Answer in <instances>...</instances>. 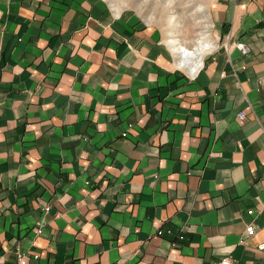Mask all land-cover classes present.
Listing matches in <instances>:
<instances>
[{"label":"crops","instance_id":"obj_1","mask_svg":"<svg viewBox=\"0 0 264 264\" xmlns=\"http://www.w3.org/2000/svg\"><path fill=\"white\" fill-rule=\"evenodd\" d=\"M211 13L248 51L189 75L107 0H0L6 264H264V0Z\"/></svg>","mask_w":264,"mask_h":264},{"label":"rangeland","instance_id":"obj_2","mask_svg":"<svg viewBox=\"0 0 264 264\" xmlns=\"http://www.w3.org/2000/svg\"><path fill=\"white\" fill-rule=\"evenodd\" d=\"M215 1L216 0H161V7H156L154 0H107V2L110 3L111 8L116 10L121 9L125 12H131L134 15H137L143 25L144 23H146V18L151 19V23H149L148 25L149 27L154 29L161 41L164 42L166 34L172 31L180 40L188 42L190 44L197 33L203 28V23H200V21L202 20V15L196 10L197 6L199 4H202L204 6V10L208 13V19L211 25L209 30V37L215 44V49L212 52L204 55L202 61L203 63L209 56L219 52L220 50H223L228 55L230 54L232 49H236L241 53H246L248 51V47L245 43L229 41L228 39H221V36L218 33L219 29L213 21L211 13ZM168 3L170 5L167 8V6L164 5ZM137 6H139V8H137ZM166 17H170L173 23L167 24L165 22ZM165 45L167 44L165 43ZM238 117L240 120L245 119V115L243 113H239ZM250 224L252 223H249V225ZM161 234L162 233H159V235ZM251 235L247 234V236ZM182 239L183 236L181 235L177 237V240ZM259 250L263 251L264 249ZM24 258L25 256L22 253L17 252V264H24ZM224 260L227 262V264H232V261L229 257H224L218 261H215L213 264H219Z\"/></svg>","mask_w":264,"mask_h":264},{"label":"bare ground","instance_id":"obj_3","mask_svg":"<svg viewBox=\"0 0 264 264\" xmlns=\"http://www.w3.org/2000/svg\"><path fill=\"white\" fill-rule=\"evenodd\" d=\"M154 3L156 7H161L162 5L161 0H154ZM169 5L170 4L168 3L164 6H167L168 8ZM137 8H139V6H137ZM196 10L202 15L200 23H203V28L197 33L191 44L180 40L172 31L170 33L168 32L164 39V42L174 54L176 59L175 63L177 65L176 67L183 69L189 75L195 74L203 63L202 61L204 55L215 49V44L209 37L211 25L209 23L208 13L204 10V6L202 4H199ZM145 21L151 23V19L146 18ZM165 22L167 24L173 23L170 17H166Z\"/></svg>","mask_w":264,"mask_h":264},{"label":"built area","instance_id":"obj_4","mask_svg":"<svg viewBox=\"0 0 264 264\" xmlns=\"http://www.w3.org/2000/svg\"><path fill=\"white\" fill-rule=\"evenodd\" d=\"M248 214L251 215L252 211H248ZM253 231H254L253 225L252 224L248 225V227L246 229V233L251 235V234H253ZM259 249H261V250L264 249V243L259 245ZM0 264H5L4 260L2 259L1 256H0ZM219 264H227V262L224 260V261H221Z\"/></svg>","mask_w":264,"mask_h":264}]
</instances>
